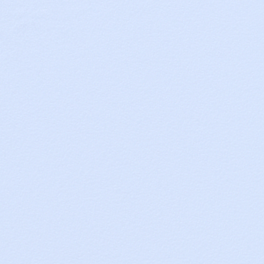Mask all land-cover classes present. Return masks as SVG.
Instances as JSON below:
<instances>
[{
  "label": "snow or ice",
  "instance_id": "snow-or-ice-1",
  "mask_svg": "<svg viewBox=\"0 0 264 264\" xmlns=\"http://www.w3.org/2000/svg\"><path fill=\"white\" fill-rule=\"evenodd\" d=\"M0 264H264V0H0Z\"/></svg>",
  "mask_w": 264,
  "mask_h": 264
}]
</instances>
